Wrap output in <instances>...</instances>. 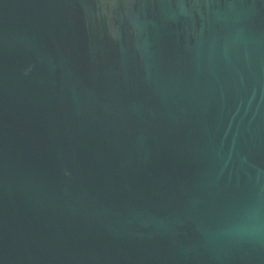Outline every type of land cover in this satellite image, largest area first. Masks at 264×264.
Here are the masks:
<instances>
[{"label": "water", "instance_id": "1", "mask_svg": "<svg viewBox=\"0 0 264 264\" xmlns=\"http://www.w3.org/2000/svg\"><path fill=\"white\" fill-rule=\"evenodd\" d=\"M0 264H264V0H0Z\"/></svg>", "mask_w": 264, "mask_h": 264}]
</instances>
